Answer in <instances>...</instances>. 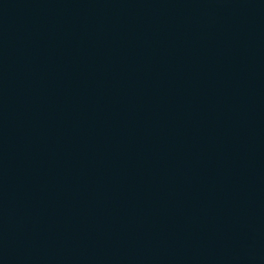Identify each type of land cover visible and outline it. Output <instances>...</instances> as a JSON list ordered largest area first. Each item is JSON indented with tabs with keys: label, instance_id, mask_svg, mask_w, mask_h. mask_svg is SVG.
I'll return each mask as SVG.
<instances>
[{
	"label": "water",
	"instance_id": "water-1",
	"mask_svg": "<svg viewBox=\"0 0 264 264\" xmlns=\"http://www.w3.org/2000/svg\"><path fill=\"white\" fill-rule=\"evenodd\" d=\"M0 264H264V0H0Z\"/></svg>",
	"mask_w": 264,
	"mask_h": 264
}]
</instances>
